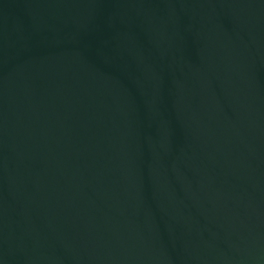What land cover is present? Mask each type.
<instances>
[{"label": "water", "instance_id": "95a60500", "mask_svg": "<svg viewBox=\"0 0 264 264\" xmlns=\"http://www.w3.org/2000/svg\"><path fill=\"white\" fill-rule=\"evenodd\" d=\"M0 264H264V0H0Z\"/></svg>", "mask_w": 264, "mask_h": 264}]
</instances>
